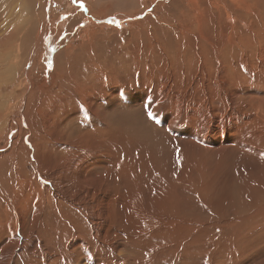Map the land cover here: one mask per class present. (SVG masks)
<instances>
[{
	"label": "rangeland",
	"instance_id": "1",
	"mask_svg": "<svg viewBox=\"0 0 264 264\" xmlns=\"http://www.w3.org/2000/svg\"><path fill=\"white\" fill-rule=\"evenodd\" d=\"M32 1H0V28L12 27L14 32H21L26 28L25 24H33L31 21H38L41 19L39 16H44L46 26L51 30L38 42L36 59L34 63L26 65L27 75L23 77L16 95L24 90L32 92L43 83L48 87L54 84V65L60 51L66 57L62 54L59 68L65 72L77 55H87L91 59L85 60L84 67L74 71H83L77 74L81 75L80 85L86 88L83 86L84 89L80 90L78 85H66L67 90L59 97L45 88V94L52 99L51 107L41 109L45 111L44 115L27 118L29 124L36 119L35 126L39 129L41 141L32 139L37 129L32 132H20L25 127L9 129L8 120L12 123L17 118L20 124L24 122L16 109L9 110L7 118L2 120L0 264H46L48 261V264H264V7H258L251 0H226L228 3L225 0H215L218 3L206 1L205 7L202 6V17L193 22L191 34L209 35L215 44L218 38L223 37V42L220 41V51L212 43L209 47L210 57L206 54V61L197 54L199 64L193 73V83L185 84L187 98H182L181 104L176 105L172 90L163 95V103L158 102L161 84H168L175 76L174 73L166 75L168 72L159 70V59L162 57L160 48L163 47L160 28L156 33L149 30V35H139V29L145 26L143 19L148 16L156 21L153 8L165 0L148 1L142 13L137 12L132 20L121 18L124 17L121 12L131 16L132 12L129 13L128 9L138 0H70L72 7L66 0H46L49 9L44 11L39 9L37 1ZM200 1L195 0L193 4L198 6ZM105 6L109 11L105 14L107 17L103 15L101 19L99 12L93 13L94 16L91 14V10ZM15 7L17 12H11ZM18 9L23 10L22 13ZM146 10L147 13H144ZM73 17L76 19L72 30H87L89 35H100V44L89 43L88 51L76 53L87 35L70 38L65 30ZM110 18L113 20L108 23ZM15 19H18L17 25L13 22ZM19 38H13V42L19 43ZM33 40L34 35H30L25 39L26 45L30 46ZM55 41L63 44L56 47ZM118 49L126 52L122 63L130 69L123 71L116 68L114 70L117 71L109 69L106 72L97 67L95 61L98 57L103 60L102 55L114 56L118 54ZM138 50L141 53L137 54ZM171 57V53H163L167 66ZM108 59L105 61H110ZM33 65L34 70L30 72ZM20 70L21 67L12 68L10 78L3 77L0 82L1 98L9 96ZM109 85L112 90L108 94L103 90ZM198 89L203 96L196 100L194 93ZM140 93L144 98L138 99ZM188 94L195 99L191 100ZM7 110L4 109L3 113ZM117 110L124 115H119ZM149 111L154 114L153 119H149ZM168 118L171 119L169 122ZM62 146L68 149L64 150ZM113 147V155L117 154L118 157L119 153L123 155L128 150L131 156L128 180L131 184V211L136 216L118 221L116 225L119 228L115 226L112 231H115L114 237L120 234L119 238L115 243L103 246L99 243L100 239L92 236L91 228L94 225L89 223L100 212L97 194L93 200L94 209L89 215L82 209L84 191L78 182L91 181L93 171H99L102 175L107 163L98 165L100 167L87 164L95 155L105 157L102 154L105 153L110 156ZM77 148L87 149L82 153L89 168H83V173L76 172L69 183L68 180L62 183L51 179L58 169V177L70 172L64 166L69 164L66 156ZM117 157H111L110 161L118 160ZM120 193L128 195L123 186ZM105 198L102 203L105 210L109 206L107 200L111 199L117 208L120 206L118 202L126 201L111 193ZM111 220H104L107 230L109 228L106 226L111 225ZM73 231H78L80 238L78 236L77 239L80 240L70 241L69 235L74 234ZM60 235L61 239L57 238ZM60 249L63 251L59 252ZM81 260H84L83 263Z\"/></svg>",
	"mask_w": 264,
	"mask_h": 264
},
{
	"label": "bare ground",
	"instance_id": "2",
	"mask_svg": "<svg viewBox=\"0 0 264 264\" xmlns=\"http://www.w3.org/2000/svg\"><path fill=\"white\" fill-rule=\"evenodd\" d=\"M1 1V0H0ZM19 2L21 0H18ZM26 1V0H25ZM31 1V0H30ZM33 1H37V5L39 6V9L44 11L46 9H49L47 4H46V0H33ZM32 1V2H33ZM53 1H62V0H53ZM68 3H69V7L71 6L70 5V0H66ZM76 1V0H75ZM102 1V0H101ZM106 1V0H104ZM103 1V2H104ZM108 1V0H107ZM118 1V0H117ZM125 1V0H124ZM129 1V0H127ZM148 1H152L154 2L155 0H138L137 2L135 1V5L132 7L131 9H128L129 13L132 12L131 14L133 15H127V14H122L123 12H121V16H124V17H121V18H124V19H133L132 17L136 16L137 12L138 14L142 11L143 9L146 7ZM193 1L195 0H165L164 3L162 4H156L155 7L153 8V14L156 15V21H152L148 16H146L143 21H145V26L143 28H140L139 29V32L140 34L139 35H149L150 34V31H154L156 33V30L158 28H160V33L159 35L162 36L163 38V47L160 48V51L162 52V57L160 60V65H159V70H161L160 72L162 71H165V72H168V73H165L166 75H170V73H174L175 76L174 78L172 77V80L168 83V84H165V83H162L161 84V88L159 89V99H158V102H161L163 103L165 100H163L162 98L164 94H167L168 91L172 90V92L174 91V97H173V102L176 104L180 103L181 102V99L184 98L186 100L187 98V94L184 92L185 91V84L188 85V83H193V78H194V71L195 69L198 67V64H199V57L197 56V54L201 55V57L205 58V61L207 59V57H210L209 55V47L212 45V43L214 44V47L217 45V51H220L219 48L221 47V44H220V41L223 42V37H220L217 39L218 43L215 44L214 42V39L209 36V35H193L191 34L192 30H193V22H195L194 20L199 18V17H202V6L205 7V4H206V1L207 0H202L200 1V4L198 6H196L197 4H193ZM215 1V0H213ZM226 1V0H225ZM231 1V0H230ZM242 1H245V0H242ZM248 1V0H246ZM250 1V0H249ZM74 2V1H73ZM120 2V1H119ZM126 2V1H125ZM131 2V1H130ZM151 2V3H152ZM216 2V1H215ZM220 2V1H219ZM224 2V1H223ZM227 2V1H226ZM252 3H257L258 4V7L260 6H263L264 7V0H251ZM13 3V2H11ZM88 3V2H87ZM86 3V4H87ZM116 3V2H115ZM157 3V1H156ZM218 3V2H216ZM228 3V2H227ZM244 3V2H243ZM10 4V3H9ZM15 4V3H14ZM21 4V3H19ZM27 4V3H25ZM29 4V3H28ZM35 4V3H34ZM58 4V3H57ZM81 4V3H80ZM109 4V3H108ZM120 3H118L119 5ZM125 4V3H124ZM127 4V3H126ZM153 4V3H152ZM230 4V3H229ZM242 4V3H241ZM245 4V3H244ZM248 4V3H247ZM4 5V4H3ZM8 5V4H7ZM24 4H22L21 6H23ZM36 5V6H37ZM59 5V4H58ZM65 5V4H64ZM68 5V4H67ZM88 5V4H87ZM111 5V4H109ZM123 5V4H122ZM149 5V4H148ZM215 5V4H214ZM224 5V4H223ZM227 5V4H225ZM18 6V5H17ZM25 6V5H24ZM22 7L25 9V7ZM31 6V4H30ZM66 6V5H65ZM108 6V5H107ZM105 6V8H97V9H93L91 10V14L94 16L93 13L95 12H99L98 15H102L100 18L102 19L103 15L107 14L109 11H108V7ZM117 6V5H116ZM121 6V4H120ZM238 6V5H237ZM243 6V5H242ZM246 6V5H245ZM14 7V6H13ZM68 7V8H69ZM72 7V6H71ZM123 7V6H122ZM125 7V6H124ZM130 7V6H129ZM214 7V6H213ZM230 7V5L228 6ZM239 7V6H238ZM21 8V9H22ZM27 8V7H26ZM64 8V7H63ZM116 8V7H114ZM128 8V7H126ZM1 9V8H0ZM12 9V8H11ZM29 9V8H28ZM67 9V8H66ZM73 9V8H72ZM71 9V10H72ZM92 9V8H91ZM118 8H116L117 10ZM122 8H120L121 10ZM214 9V8H213ZM223 9V8H222ZM233 9H234V6H233ZM8 10V8H7ZM35 10L36 12L38 11V9L35 7ZM39 10V12H40ZM110 10V9H109ZM119 10V11H120ZM226 9H224L225 11ZM228 10V9H227ZM231 10V9H230ZM18 11H20L22 13V11L20 9H18ZM70 11V10H68ZM113 11V10H111ZM115 11V10H114ZM148 10H146L144 13H147ZM206 11V9H205ZM221 11V9H220ZM11 12H17V8H13L11 10ZM75 12V11H74ZM73 12V13H74ZM117 12V11H116ZM217 12V11H216ZM227 12V11H226ZM229 12V11H228ZM233 12V10L231 11ZM54 13V12H53ZM112 13V12H111ZM119 13V12H117ZM235 13V12H234ZM10 14V13H9ZM114 14V13H113ZM112 14V15H113ZM120 14V13H119ZM213 14V13H212ZM221 14V13H220ZM231 14V13H230ZM44 15V14H43ZM45 15H46V12H45ZM55 15V14H54ZM97 15V16H98ZM116 15V14H115ZM214 15V14H213ZM228 15V13H227ZM3 16V15H2ZM23 16V15H22ZM26 16V15H25ZM53 16V14H52ZM58 16V14L56 15ZM79 16V15H78ZM106 17L108 15H105ZM233 16V15H232ZM235 16V15H234ZM233 16V17H234ZM41 17L40 20L38 21H31L33 24H25L26 28L21 31V32H14L12 27H2L0 28V82L1 80H3V77L5 78H10V69L12 68H22V71L20 70L18 72V75H17V80L16 82L13 84V90L10 91L9 93V96H7V98L3 99L0 97V133L1 131L3 130V128H1L2 126V120L3 118H7L8 116V111L9 110H13V109H16V111H19L20 115H22V117L24 118V122L22 124H20L19 122H17V118H15L12 123L10 122V120H8V122L10 123V126H9V129L10 130H15V129H21L22 127H25L24 129H21L20 132L22 131H30L32 132L33 130L37 129L34 133V135H32V139L36 142H38L39 140L41 141V135L39 134V129L35 126V122H36V119L35 121L32 123V124H29L30 122H27V118L29 116H41V115H44L45 114V111H42L41 109H45V108H48V107H51V102H52V99L50 98L49 95L45 94V88H48L51 90V92L53 94H56L58 97L60 96V94L64 91V90H67L66 88V85H73L74 87H80V90L81 88L84 86V85H80V77L81 75H78L77 73H80V72H83V71H76L74 72L77 68H80L81 66L84 67V65L86 64V61L85 60H88V59H91L89 58L87 55H77V57L70 63L68 64V68L66 69V72L63 71V69H60L59 67L61 66V58L63 57L62 56V51H60L58 53V60H56V65L55 66V69H54V75L56 76V79H55V83L52 84L51 86L48 87V85H46V83H43L41 85H37L36 86V89L32 92L30 91H21L19 92V94L16 95V91L18 89L19 86H21V84L23 83L22 82V79L23 77L25 76V74L27 73L25 67L26 65L28 66L30 63H34V58L36 59V53L38 51V42H41L40 40H42V36L43 35H46V33L48 34L49 31V28H47L46 26V21L44 19V16H39ZM77 17V16H76ZM228 17V16H226ZM53 18V17H52ZM71 18V17H70ZM95 18V17H94ZM97 18V17H96ZM116 18V17H115ZM114 18V20H116ZM215 18V17H213ZM27 19V18H26ZM50 19V18H49ZM55 19V17H54ZM75 17H73V19L70 21V25L68 26V29L65 30L68 35H70V38H78V37H82L84 36L85 34L87 35L83 41H82V45L80 47V49L78 51H76V53H79V52H83V51H88V47L87 45L90 44H93L95 43L96 44H100V39L101 38H98V36H95V35H89L87 30L85 31H78V30H72L74 29L73 26L75 24ZM58 20V19H57ZM113 18H110L108 21H112ZM18 19H15L13 22L14 24H18ZM199 21V20H198ZM5 22V21H4ZM17 22V23H16ZM55 22V21H53ZM122 22V21H121ZM136 22V21H135ZM62 23V22H61ZM109 23V22H108ZM199 24H201L200 22H198ZM227 23H228V19H227ZM48 24H51V23H48ZM68 24V23H67ZM66 24V25H67ZM77 24V23H76ZM83 24V23H82ZM88 25V24H86ZM143 25V23H142ZM215 25V24H214ZM228 25V24H227ZM61 26V25H60ZM136 26V25H134ZM93 28V27H92ZM91 28V29H92ZM129 28V27H128ZM151 28V29H150ZM197 28V27H196ZM57 29V28H56ZM88 29V27H87ZM96 29V28H95ZM94 29V30H95ZM137 29V28H135ZM180 29L182 30L181 31V34H180ZM198 29V28H197ZM106 30V29H105ZM134 30V29H133ZM93 31V30H92ZM132 31V30H131ZM138 32V31H137ZM198 32V31H197ZM112 33V32H111ZM171 33V35H169ZM194 33V31H193ZM199 33V32H198ZM197 33V34H198ZM205 33V32H204ZM115 34V33H113ZM196 34V33H195ZM30 35H34V40L32 41L31 45L27 46L26 45V42H25V39H27ZM38 35V36H37ZM40 35V36H39ZM102 35V34H101ZM106 35V34H105ZM60 36V35H59ZM129 36V35H128ZM160 36V37H161ZM20 37V38H19ZM13 38H19V43H14L13 41ZM113 38V37H112ZM69 39V38H67ZM143 39V38H142ZM141 39V40H142ZM147 41H148V37H146ZM45 40V38H44ZM74 40V39H73ZM116 40V39H115ZM114 40V41H115ZM155 40V39H154ZM161 40V39H160ZM129 41V40H128ZM25 42V44H24ZM66 42V41H65ZM103 42V41H102ZM117 42V41H115ZM162 42V40L160 41ZM79 43V42H78ZM133 43V42H132ZM137 43V42H136ZM135 43V44H136ZM55 46L58 47L59 45L61 46L63 43L61 41H55L54 42ZM107 44V43H106ZM109 44V43H108ZM129 44V42H128ZM141 44V43H140ZM161 44V43H160ZM104 45V44H103ZM116 45V44H115ZM153 45V44H152ZM158 45V43H157ZM90 46V45H89ZM93 46V45H91ZM110 46V45H109ZM132 46V45H131ZM140 46V45H139ZM144 46V45H143ZM160 46V45H159ZM97 47V46H96ZM95 47V48H96ZM100 47V46H99ZM114 47V46H113ZM142 46H140L141 48ZM145 47V46H144ZM44 48V46H43ZM64 48V47H63ZM153 48V47H152ZM93 49V48H92ZM134 49V48H132ZM146 49V48H145ZM41 50V49H40ZM53 50V49H52ZM72 50V49H71ZM94 50H97V49H94ZM109 50V49H108ZM135 50V49H134ZM157 50V49H156ZM155 50V51H156ZM58 51V50H56ZM55 51V52H56ZM68 51V49H67ZM92 51V50H91ZM119 51V49H118ZM153 51V49H152ZM216 51V50H215ZM70 52V51H69ZM95 52V51H94ZM93 52V53H94ZM129 53H131L130 49L128 50ZM140 50L137 51V54H139ZM157 52V51H156ZM171 53L172 54V57H171V61L169 63V65L167 66L165 60L163 59V53ZM44 53V52H43ZM101 53V52H100ZM108 53V52H107ZM141 53V52H140ZM151 53V52H150ZM212 53V52H211ZM96 54V53H94ZM126 54L125 51H122L120 50L118 52V54L116 55H112L111 56H107V54L102 55V59H97L96 62V65L99 69H103L105 70L106 72L110 70H114L116 68H120L121 70L125 71V68H128L130 69L129 66H126L122 63V61L124 60V55ZM152 54V53H151ZM206 54H208V56L206 57ZM54 55V54H53ZM56 55V54H55ZM54 55V56H55ZM64 55V54H63ZM153 55V54H152ZM158 55V54H157ZM156 55V56H157ZM65 56V55H64ZM100 56V54H99ZM155 56V57H156ZM66 57V56H65ZM75 57V56H74ZM108 60L110 61H105L106 58H108ZM150 57V56H149ZM169 57V56H168ZM101 58V56H100ZM70 59V58H68ZM139 59V58H138ZM38 60V59H37ZM66 60V59H65ZM71 60V59H70ZM143 60V59H141ZM163 60V61H161ZM66 62V61H65ZM94 62V63H95ZM156 62V61H155ZM168 62V61H167ZM60 63V64H59ZM88 63V62H87ZM207 63V62H206ZM144 64V61L143 63ZM63 65V64H62ZM89 65V64H88ZM31 66V65H30ZM208 66V65H207ZM65 67V66H64ZM65 69V68H64ZM149 69V68H148ZM158 69V67H157ZM34 70V65L31 67L30 69V72H32ZM79 70V69H78ZM90 70V69H89ZM9 71V72H7ZM114 71H117V70H114ZM152 71H154V69H152ZM128 72V71H127ZM156 72V71H155ZM14 73V72H13ZM105 73V72H104ZM205 73V72H204ZM203 73V74H204ZM85 74V73H84ZM163 74V73H160V75ZM197 74V73H196ZM27 75V74H26ZM96 75V74H95ZM128 75V74H127ZM199 75V74H198ZM52 76V75H50ZM97 76V75H96ZM99 76V74H98ZM120 76V74H119ZM205 76V74L203 75V77ZM27 77V76H26ZM25 77V78H26ZM102 77V75H101ZM100 77V78H101ZM122 77V76H121ZM161 77V76H160ZM125 78V77H124ZM196 78V77H195ZM93 79V78H92ZM126 79V78H125ZM162 79V78H161ZM86 80V79H85ZM95 80V79H93ZM9 81V80H8ZM96 81V80H95ZM93 81V82H95ZM99 81H102L101 79ZM85 82V81H84ZM90 82V81H89ZM164 82V81H162ZM92 83V82H91ZM126 83V82H125ZM200 83V82H199ZM3 84V83H2ZM83 84V83H81ZM90 84V83H89ZM107 84V83H106ZM78 85V86H77ZM191 85V84H190ZM198 85V84H197ZM4 86V84H3ZM95 86V85H94ZM93 86V87H94ZM97 86V85H96ZM103 88H104V85H102ZM171 86V87H170ZM194 86V85H193ZM199 88V86H197ZM84 88H86V86H84ZM82 88V89H84ZM201 88V87H200ZM2 89V88H1ZM79 89V88H78ZM9 90V89H8ZM101 90V89H100ZM112 90V87L111 85L107 86L103 91L105 92H111ZM193 91V90H192ZM6 92V91H5ZM25 92V94H24ZM71 92V91H70ZM69 92V93H70ZM117 92V91H116ZM144 92V90H143ZM206 91H204L205 93ZM67 93V92H66ZM104 93V92H103ZM115 94V92H113ZM200 89L196 90V92L194 93L195 95V98L197 100V98H201L203 95H200ZM28 94V95H27ZM71 94V93H70ZM81 94V93H80ZM105 94V93H104ZM109 94V93H108ZM170 94V93H169ZM83 95V94H82ZM90 95V94H89ZM102 95V93H101ZM113 95V94H112ZM190 96V98L192 97L191 95L192 94H188ZM62 96V94H61ZM66 96V95H65ZM64 96V97H65ZM70 96V95H69ZM73 96H74V93H73ZM98 96V95H97ZM108 96V95H107ZM116 96V95H115ZM162 96V97H160ZM206 96V94H205ZM204 96V97H205ZM68 97V96H67ZM106 97V96H105ZM143 96V93H140L138 95V99L141 98ZM122 98V97H121ZM158 98V97H157ZM166 98V97H165ZM195 98H191V100H194ZM74 99V98H73ZM88 99V98H87ZM93 99V98H92ZM91 99V100H92ZM99 99V97H98ZM203 99H206V98H203ZM202 99V100H203ZM90 100V99H89ZM94 100V99H93ZM107 100V98H106ZM115 100V99H114ZM121 100V99H120ZM137 100V99H136ZM82 101H84V99H82ZM109 101V100H108ZM205 101V100H204ZM86 102V101H85ZM92 102V101H91ZM94 102V101H93ZM103 102V101H102ZM137 102V101H136ZM107 103V102H106ZM124 103V102H123ZM172 103V102H171ZM187 103V102H186ZM185 103V104H186ZM176 104V105H177ZM181 104V103H180ZM73 105V104H72ZM115 105H116V102H115ZM181 106V105H180ZM199 107V106H198ZM178 108V107H177ZM4 109H8L6 112L3 113V110ZM110 109V108H109ZM192 109V108H191ZM20 110H22V112H20ZM107 110V109H106ZM177 110V109H176ZM175 110V111H176ZM108 111V110H107ZM119 111H121L119 109ZM118 110V114L119 115H124L122 113H120ZM72 112V110H71ZM177 113V112H176ZM49 114V111L47 112L46 115ZM69 114V113H68ZM130 114V113H129ZM175 114V113H174ZM16 115V114H15ZM11 116V115H10ZM63 116V115H62ZM114 116L115 115V112H114ZM128 116V115H127ZM178 116V115H177ZM15 117V116H14ZM98 117V116H97ZM126 117V116H125ZM173 117V116H172ZM179 117V116H178ZM43 118V117H42ZM56 118V117H55ZM115 118V117H114ZM92 119V118H91ZM96 119V118H95ZM94 118L92 120H95ZM116 120V119H115ZM119 120V119H118ZM171 119L168 118V122L170 121ZM120 121V120H119ZM118 121V122H119ZM41 122V121H40ZM124 122V121H123ZM94 123V122H93ZM68 124V123H67ZM112 124V123H111ZM115 124V123H114ZM5 125V124H4ZM7 125V123H6ZM5 125V126H6ZM41 125V124H40ZM18 127V128H16ZM44 127V126H43ZM42 127V128H43ZM5 128V127H4ZM114 128V127H113ZM175 128V127H174ZM119 129V127H118ZM47 130V129H46ZM191 130V129H190ZM18 133V132H17ZM91 133V132H90ZM93 133V132H92ZM112 133V132H111ZM117 133V132H116ZM90 135V134H89ZM117 135V134H116ZM2 136V135H1ZM92 136V135H91ZM89 136V137H91ZM97 136V134H96ZM93 137V136H92ZM125 137V136H124ZM114 138V137H112ZM3 139V138H2ZM111 139V138H110ZM119 139V138H118ZM122 139V138H121ZM95 140V139H94ZM93 140V141H94ZM116 140V139H115ZM128 140V139H127ZM125 141V140H124ZM120 142V141H119ZM91 143V141H90ZM105 143V142H104ZM110 143V142H109ZM115 143V142H114ZM113 143V144H114ZM80 144V143H79ZM94 144V143H93ZM92 144V145H93ZM112 144V143H110ZM118 144V143H117ZM121 144V143H120ZM18 145V144H17ZM96 145V144H94ZM124 145V144H123ZM69 146V145H68ZM85 146V145H84ZM89 146V145H88ZM91 146V145H90ZM96 147V146H95ZM115 147V146H114ZM114 147L111 148V154L110 156L106 155L105 153H102L105 157L103 156H98V155H95L93 157V159H91V163L89 161V163L87 164L88 166L90 165H101L103 163H107L108 166H104L105 167V170H104V173L101 175V173H99V171H93L95 173H91V178L92 180L91 181H87V180H84V181H80L78 182V184L80 185V188H82V190L84 191V204L82 206V209L85 210V212H87L89 215L92 214V211L94 209V205H93V200L95 199V196L97 194V205L99 206L100 208V212L98 213V216L97 217H93L89 220V223L90 225H94L91 229H92V236H95L97 237L98 239H100L99 243L100 244H103L106 245V244H109V243H115V241L117 240L118 235H116L114 237V232L115 231H112L113 229H115L114 227L118 226L116 225V223L118 221H120L122 218L126 219L129 218L131 215L132 216H136L135 213L133 211H131V204H130V201H131V184H130V181L128 180V172L131 170V165H130V160H131V156L128 155V150L125 151V153L123 155H119L118 154V157H117V154L116 155H113V153L115 152L114 151ZM118 147V146H117ZM127 147V146H126ZM62 148L64 150L68 149L64 146H62ZM92 148V147H91ZM84 149V148H82ZM82 149H76L74 152L72 153H68L67 154V159L69 161V164H64V166L67 168V169H70V172L68 174H63V175H60L58 177L57 173L59 172V169L55 172V176H51V179H57L59 181H61L62 183H65L67 180H68V183L69 181H73L72 179H74V177L76 176V172H81L83 173V168L85 167H88L86 166V163L87 161H85V155L84 153H82L83 151H86V150H82ZM123 149V147H122ZM26 150V149H25ZM124 151V150H123ZM116 152H119V151H116ZM122 152V151H121ZM111 157H114V158H118V160H115L114 162L110 161ZM122 157V158H121ZM121 158V161L119 162ZM89 160V159H88ZM112 160V159H111ZM63 162V161H62ZM117 165L119 168H117ZM46 166V165H45ZM96 167V166H95ZM100 167V166H98ZM89 168V167H88ZM87 168V169H88ZM92 168V167H91ZM48 169V168H47ZM85 171V170H84ZM88 175V174H87ZM80 177V176H79ZM78 177V178H79ZM56 182V181H55ZM54 184V183H53ZM56 184V183H55ZM54 186V185H53ZM57 186V185H56ZM122 186L124 188L127 189V192H128V195L125 196L124 194H121L120 193V188H122ZM68 187V186H67ZM66 187V188H67ZM52 188V187H51ZM71 188V187H69ZM72 190V189H71ZM64 191V190H63ZM80 191V190H79ZM69 192V191H68ZM73 192V191H72ZM59 193V192H58ZM111 194H115V195H119V198L120 199H125L126 201H120L118 202L120 204V206L117 208L115 207V203H112L113 201L111 200H107L109 202V206L108 208L105 210L106 207H104L102 209V203L104 201V199H106L105 197H107L108 195ZM69 194V193H68ZM79 194V193H77ZM106 194V196L104 197V195ZM72 195V193H71ZM83 196V195H82ZM61 197V196H60ZM81 197V196H80ZM116 197V196H115ZM127 197V198H126ZM90 198V199H88ZM62 199V198H61ZM108 199V198H107ZM74 201V200H73ZM82 201V200H81ZM83 203V202H82ZM112 203V204H111ZM57 204V203H56ZM77 204V203H76ZM80 204V203H79ZM121 204H123V206H121ZM68 209V208H67ZM70 212V211H69ZM22 213V212H21ZM61 213V212H60ZM68 213V212H67ZM75 213V211H74ZM84 215L85 213L82 212ZM59 214V213H58ZM16 215V214H15ZM36 215V214H35ZM71 215V214H70ZM76 215V214H75ZM65 216V215H64ZM69 216V215H68ZM72 216V215H71ZM74 216V215H73ZM88 216V215H87ZM34 217V216H33ZM38 217V216H37ZM59 218V217H58ZM78 218V217H77ZM112 219V223L111 225H107L106 227L109 228V230H107L105 228V221L104 220H107V219ZM43 219V218H42ZM41 219V220H42ZM46 219V218H45ZM51 219V218H50ZM66 219V217H65ZM104 219V220H103ZM29 220H30V215H29ZM47 220V219H46ZM49 220V219H48ZM57 220V219H56ZM70 220V218H69ZM75 220V219H74ZM155 220V219H154ZM44 221V219H43ZM50 221V220H49ZM48 221V222H49ZM72 221V220H71ZM70 221V222H71ZM107 222V221H106ZM153 222V221H152ZM41 223V222H40ZM44 223V222H43ZM47 223V221H46ZM51 223V222H50ZM88 223V224H89ZM18 224V223H17ZM22 224V223H21ZM37 224V223H36ZM49 224V223H48ZM54 224V223H53ZM60 224V223H58ZM72 224V223H71ZM74 224V223H73ZM78 225H80V222L77 223ZM84 224V223H83ZM110 224V223H109ZM154 224V223H153ZM47 225V224H45ZM52 225V224H51ZM64 225V224H63ZM85 225V224H84ZM82 225V226H84ZM134 225V224H133ZM62 226V225H61ZM122 226V225H121ZM32 227V226H31ZM45 227V226H44ZM51 227V226H50ZM55 227V226H54ZM79 227V226H78ZM65 228V227H64ZM63 228V229H64ZM72 228V227H71ZM70 228V229H71ZM119 228V226H118ZM122 229H125V227H121ZM131 228V227H130ZM21 229H23L21 227ZM28 229V228H27ZM37 229V227H36ZM62 229V228H61ZM69 229V230H70ZM88 229V228H87ZM91 229L88 230L89 232V235H90V232H91ZM42 230V229H41ZM67 230V229H66ZM79 230V229H78ZM119 230V229H118ZM138 230V229H137ZM28 231V230H27ZM31 231V230H30ZM29 231V232H30ZM33 231V230H32ZM40 231V230H39ZM60 231V229H59ZM65 231V229H64ZM71 231V230H70ZM58 232V231H57ZM68 232V231H67ZM74 232V231H73ZM122 232V231H121ZM123 233V232H122ZM29 234V233H28ZM38 234V233H37ZM40 234V233H39ZM45 234V233H44ZM52 234V233H51ZM81 234V233H80ZM35 235V234H34ZM66 235V234H65ZM37 236V235H36ZM42 236V235H41ZM44 236V235H43ZM48 236V235H47ZM46 236V237H47ZM79 236L80 238V235L77 232H74V234H70L69 235V239L70 241H74L77 239V237ZM82 236V234H81ZM38 237V236H37ZM62 237H63V234H62ZM83 237V236H82ZM87 237H90V236H87ZM35 238V241L37 240L36 237ZM50 238V237H49ZM57 238H60L61 239V235L60 237L58 236ZM120 238H122L120 236ZM41 239V238H40ZM39 239V241H40ZM48 239V238H47ZM56 239V238H55ZM64 239V238H63ZM83 239V238H82ZM23 240V239H22ZM31 239H29L30 241ZM34 240V239H33ZM77 240H80V239H77ZM24 241H26L24 239ZM23 241V242H24ZM28 241V242H29ZM52 241V240H51ZM63 241V240H62ZM84 241V240H83ZM7 242V241H6ZM5 242V243H6ZM31 242V241H30ZM42 242V241H40ZM39 242V243H40ZM76 242V241H75ZM82 242V240H81ZM124 242V241H123ZM126 242V241H125ZM4 243V244H5ZM15 243V242H14ZM38 243V244H39ZM53 243V241H52ZM59 243V242H58ZM62 243V242H61ZM85 245L86 243L83 242ZM3 244V245H4ZM23 244V243H22ZM24 244H26L24 242ZM23 244V245H24ZM30 244V243H29ZM44 244V243H43ZM49 244V243H48ZM75 244V243H74ZM73 244V245H74ZM119 244V243H118ZM123 244V243H122ZM41 245V244H40ZM39 245V246H40ZM58 245V244H57ZM63 245V244H62ZM77 245V244H76ZM89 245V244H88ZM121 245V244H120ZM26 246V245H25ZM60 246V245H59ZM71 246V245H70ZM92 246V245H91ZM102 246V245H101ZM3 247V246H2ZM32 247V246H31ZM46 247V245H45ZM68 247V246H67ZM88 247V246H87ZM108 247V246H107ZM1 248V247H0ZM55 248V247H54ZM59 248V247H58ZM65 248V247H64ZM70 248V247H68ZM91 248V247H90ZM115 248V246H114ZM52 249V248H51ZM74 249V247H73ZM72 249V250H73ZM76 249V248H75ZM87 250V248H85ZM89 249V248H88ZM120 249V248H119ZM62 249L59 250V252H61ZM69 250V249H68ZM67 250V251H68ZM63 251V250H62ZM69 252V251H68ZM89 252V250H88ZM17 253V252H16ZM32 253V252H31ZM30 253V254H31ZM34 253V252H33ZM58 253V252H57ZM64 253V252H62ZM90 253V252H89ZM4 254V253H3ZM47 254V253H46ZM45 254V255H46ZM52 254V252L50 253ZM73 254V253H72ZM9 255H12V254H9ZM15 255V254H14ZM18 255V254H17ZM32 255V254H31ZM53 255V254H52ZM51 255V256H52ZM80 255V254H79ZM119 255V254H117ZM3 256V255H2ZM47 256V255H46ZM49 256V255H48ZM47 256V257H48ZM81 256V255H80ZM90 256V255H89ZM12 257V256H11ZM60 257V256H59ZM71 257V256H70ZM108 257V256H106ZM1 258V257H0ZM10 258V257H9ZM16 259V257H14ZM19 258V256L17 257ZM34 258V256H33ZM45 258V257H44ZM43 258V259H44ZM89 258V257H88ZM99 258V257H98ZM2 259V258H1ZM38 259V258H36ZM46 259V258H45ZM52 259H53V256H52ZM55 259V258H54ZM70 259V258H69ZM50 260V259H49ZM129 260V259H128ZM11 261V259H10ZM13 261V259H12ZM35 261V259H34ZM46 261H48L46 259ZM54 261V260H53ZM56 261V260H55ZM84 261V260H81V262ZM89 261V260H87ZM93 261V260H92ZM96 261V260H95ZM99 261V260H97ZM36 262V261H35ZM49 262V261H48ZM48 262L46 264H48ZM60 262V261H59ZM11 263V262H10ZM29 263V262H28ZM83 263V262H82ZM86 263V262H84ZM2 264V263H1ZM4 264V263H3ZM43 264V263H42ZM62 264V263H61ZM70 264V263H69ZM73 264V263H72ZM75 264V263H74ZM80 264V262H79Z\"/></svg>",
	"mask_w": 264,
	"mask_h": 264
},
{
	"label": "snow or ice",
	"instance_id": "3",
	"mask_svg": "<svg viewBox=\"0 0 264 264\" xmlns=\"http://www.w3.org/2000/svg\"><path fill=\"white\" fill-rule=\"evenodd\" d=\"M147 114H148L149 119H153L154 118V114L152 112L149 111Z\"/></svg>",
	"mask_w": 264,
	"mask_h": 264
}]
</instances>
